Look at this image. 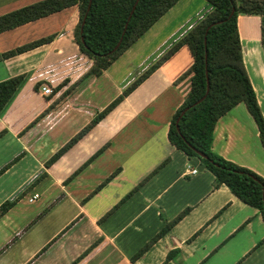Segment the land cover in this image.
Returning a JSON list of instances; mask_svg holds the SVG:
<instances>
[{"label": "crops", "instance_id": "crops-1", "mask_svg": "<svg viewBox=\"0 0 264 264\" xmlns=\"http://www.w3.org/2000/svg\"><path fill=\"white\" fill-rule=\"evenodd\" d=\"M35 1L0 0V15ZM212 8L208 0H177L101 74L85 77L93 59L74 37L77 4L0 31V54L53 35L0 59V80L27 73L0 115V203L17 198L0 216V264H264L260 211L225 183L215 185L214 174L198 157L169 140L171 117L191 85V73L175 80L193 61L186 45L45 165ZM237 26L243 62L264 115L262 16L239 14ZM43 84L51 86L50 94L42 92ZM212 149L264 177V147L243 101L218 118ZM171 250L176 253L167 258Z\"/></svg>", "mask_w": 264, "mask_h": 264}, {"label": "trees", "instance_id": "trees-1", "mask_svg": "<svg viewBox=\"0 0 264 264\" xmlns=\"http://www.w3.org/2000/svg\"><path fill=\"white\" fill-rule=\"evenodd\" d=\"M176 1L138 0L128 19L135 0H37L1 14L0 31L77 4L79 19L74 28V37L79 48L93 59L92 66L83 74V77L89 74L99 75ZM208 1L212 3L213 8L127 85L120 94L95 114L75 135L57 149L45 161L46 166L63 154L164 60L169 58L181 46L186 45L193 56V61L175 80L180 79L186 73H191V85L183 102L177 107L171 117L168 129L169 140L188 156L198 157L204 166L214 174L215 185L225 183L235 195L256 207L264 220V177L251 168L227 159L212 149L214 128L218 118L240 101L246 104L254 117L259 129V137L264 147V115L243 62L237 26L239 14L261 15L262 40L264 43V0ZM233 6L234 11L230 15ZM84 17L85 20L82 24ZM209 25L210 27L207 29ZM52 36H43L8 49L0 54V59L38 46L49 41ZM121 37L119 45L115 47ZM207 75L209 90L206 93ZM26 78L27 73L22 72L0 80V115L7 109ZM60 85L58 84L57 87ZM205 93V97L195 103ZM186 106H188V109L180 115ZM179 115V128H177L176 119ZM3 131H0V135ZM105 147L106 144L100 147L74 173L97 156ZM198 151L204 152L206 156H201ZM15 159L7 163L4 168L11 165ZM165 161L149 172L114 207L132 194ZM118 169L105 178L95 190L104 185ZM42 175H45V173ZM16 201L17 198L6 199L1 202L0 216L7 212ZM113 208L108 212L112 211ZM43 212L44 210L29 224ZM184 212L185 210L166 223L151 241L168 230ZM149 243L139 249L133 257L139 255ZM175 253L176 250L169 251L167 258L172 257Z\"/></svg>", "mask_w": 264, "mask_h": 264}, {"label": "water", "instance_id": "water-1", "mask_svg": "<svg viewBox=\"0 0 264 264\" xmlns=\"http://www.w3.org/2000/svg\"><path fill=\"white\" fill-rule=\"evenodd\" d=\"M90 1H91V0H90ZM137 2H138V0H135V3H134V5H133V7H132V9H131V12H130L129 16H128V19L130 18V15H131V13L133 12V10H134L135 5H136ZM233 11H234V6L232 7V10H231L230 15L233 13ZM84 20H85V17H84L83 20H82V24L84 23ZM212 24H213V23H212ZM212 24H210V25H212ZM126 25H127V23L125 24V28H126ZM210 25L207 27V29L210 27ZM125 28H124V30H125ZM124 30H123V32H124ZM121 39H122V37L119 39V41L117 42V44H116L115 47H117V46L119 45ZM205 39H206V37H205ZM206 55H207V52H206ZM206 71H207V69H206ZM208 90H209V79H208V75H207V88H206V93L208 92ZM206 93H205L203 96H201L198 100H196L195 103H197V102H199L200 100H202V99L205 97ZM186 109H188V106H186V107L181 111V114H180V115H182V114L185 112ZM180 115H179V117L176 119V126H177V128H179V126H178V120H179V118H180ZM198 153H199L201 156H206V154H205L204 152L198 151Z\"/></svg>", "mask_w": 264, "mask_h": 264}, {"label": "built area", "instance_id": "built-area-1", "mask_svg": "<svg viewBox=\"0 0 264 264\" xmlns=\"http://www.w3.org/2000/svg\"><path fill=\"white\" fill-rule=\"evenodd\" d=\"M41 89H42V92L45 93V94H50L52 92V88L48 84H43L41 86ZM196 171H197L196 168H192L191 169V172H196ZM36 196H37V193H33V195L31 196L30 199L32 200V199L36 198Z\"/></svg>", "mask_w": 264, "mask_h": 264}, {"label": "rangeland", "instance_id": "rangeland-1", "mask_svg": "<svg viewBox=\"0 0 264 264\" xmlns=\"http://www.w3.org/2000/svg\"><path fill=\"white\" fill-rule=\"evenodd\" d=\"M243 15H245V14H243ZM244 33L246 34V32L244 31Z\"/></svg>", "mask_w": 264, "mask_h": 264}]
</instances>
